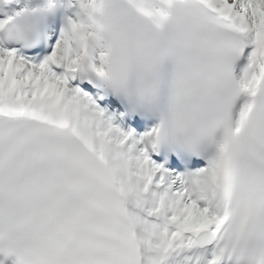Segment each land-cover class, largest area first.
I'll return each instance as SVG.
<instances>
[{
  "label": "snow or ice",
  "instance_id": "1",
  "mask_svg": "<svg viewBox=\"0 0 264 264\" xmlns=\"http://www.w3.org/2000/svg\"><path fill=\"white\" fill-rule=\"evenodd\" d=\"M13 2L0 264H264V0Z\"/></svg>",
  "mask_w": 264,
  "mask_h": 264
},
{
  "label": "clouds",
  "instance_id": "2",
  "mask_svg": "<svg viewBox=\"0 0 264 264\" xmlns=\"http://www.w3.org/2000/svg\"><path fill=\"white\" fill-rule=\"evenodd\" d=\"M113 3L118 4L119 0H113Z\"/></svg>",
  "mask_w": 264,
  "mask_h": 264
}]
</instances>
